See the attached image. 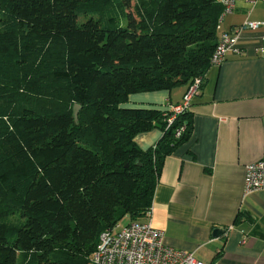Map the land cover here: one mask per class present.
I'll list each match as a JSON object with an SVG mask.
<instances>
[{"label": "trees", "instance_id": "obj_1", "mask_svg": "<svg viewBox=\"0 0 264 264\" xmlns=\"http://www.w3.org/2000/svg\"><path fill=\"white\" fill-rule=\"evenodd\" d=\"M221 13L216 0H0V264H92L103 231L147 219L192 114L168 124L170 110L123 104L203 84Z\"/></svg>", "mask_w": 264, "mask_h": 264}, {"label": "crops", "instance_id": "obj_2", "mask_svg": "<svg viewBox=\"0 0 264 264\" xmlns=\"http://www.w3.org/2000/svg\"><path fill=\"white\" fill-rule=\"evenodd\" d=\"M245 21L260 26L241 31L240 54L207 69L188 109L191 134L164 159L150 209L166 245L206 264H264V190L243 194L245 164L264 158V0H236L219 34ZM185 89L132 93L125 105L169 110ZM161 134L153 128L134 140L147 149Z\"/></svg>", "mask_w": 264, "mask_h": 264}, {"label": "built area", "instance_id": "obj_3", "mask_svg": "<svg viewBox=\"0 0 264 264\" xmlns=\"http://www.w3.org/2000/svg\"><path fill=\"white\" fill-rule=\"evenodd\" d=\"M222 5L220 22L231 13L236 0H216ZM260 23L245 21L240 27L220 34L210 59V66L220 64L225 57L233 52L239 53V35L243 29H256ZM219 24L217 28L219 29ZM258 52L264 55V37ZM202 77H196L185 89L181 101L169 109L167 118L170 124L180 113L187 111L193 97L199 92ZM185 129L181 125L175 131L178 136ZM264 190V158L249 162L244 166L243 194ZM92 264H206L198 260L193 253L176 249L162 241V232L150 223V212L145 221H132L124 225H116L103 231L91 256Z\"/></svg>", "mask_w": 264, "mask_h": 264}, {"label": "water", "instance_id": "obj_4", "mask_svg": "<svg viewBox=\"0 0 264 264\" xmlns=\"http://www.w3.org/2000/svg\"><path fill=\"white\" fill-rule=\"evenodd\" d=\"M78 108H79L78 105H74V107H73L74 115H75V116H77ZM220 232H222V229H215V230H214V233H220Z\"/></svg>", "mask_w": 264, "mask_h": 264}, {"label": "rangeland", "instance_id": "obj_5", "mask_svg": "<svg viewBox=\"0 0 264 264\" xmlns=\"http://www.w3.org/2000/svg\"><path fill=\"white\" fill-rule=\"evenodd\" d=\"M128 102V101H127ZM127 102H125L123 105L124 106H126L125 104L127 103ZM128 221H127V219H122L121 221H120V225H124V224H126Z\"/></svg>", "mask_w": 264, "mask_h": 264}]
</instances>
